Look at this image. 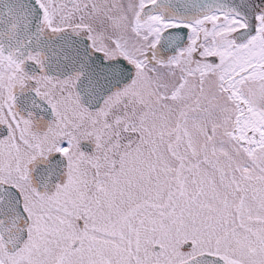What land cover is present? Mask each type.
<instances>
[{"label": "snow or ice", "instance_id": "6c2138e0", "mask_svg": "<svg viewBox=\"0 0 264 264\" xmlns=\"http://www.w3.org/2000/svg\"><path fill=\"white\" fill-rule=\"evenodd\" d=\"M0 264H264V0H0Z\"/></svg>", "mask_w": 264, "mask_h": 264}]
</instances>
